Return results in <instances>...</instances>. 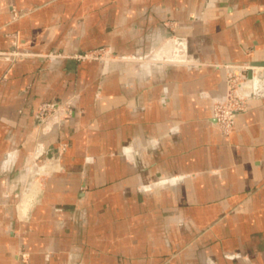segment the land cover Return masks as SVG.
<instances>
[{"label": "crops", "instance_id": "1", "mask_svg": "<svg viewBox=\"0 0 264 264\" xmlns=\"http://www.w3.org/2000/svg\"><path fill=\"white\" fill-rule=\"evenodd\" d=\"M226 63L258 70L228 140ZM0 264H264V0H0Z\"/></svg>", "mask_w": 264, "mask_h": 264}, {"label": "rangeland", "instance_id": "2", "mask_svg": "<svg viewBox=\"0 0 264 264\" xmlns=\"http://www.w3.org/2000/svg\"><path fill=\"white\" fill-rule=\"evenodd\" d=\"M23 11H26V9L19 10L20 13ZM170 24H172V22ZM158 54H159V50L154 53L155 56ZM72 57L75 58L76 60H87V61L89 60V61H95V62H98V61L105 62V61H110V60H125L124 57L114 52H111L109 48L104 45L97 46V47L85 50L83 52L73 54ZM239 66H241V64L226 63V64L221 65V67L224 70V90L221 95L213 98L211 101V116L213 119H214L213 115L215 113H222V111H225L230 108H237V107L243 106L245 110V107H246L245 100H246L247 95L243 96L239 93L240 83L242 81V79L240 78L242 67H239ZM42 102H57V103L67 102L61 105V107L64 109L63 110L64 113L60 112V114H55L56 108L53 110L46 111V113L43 115V118H44L43 121L39 120V122H43V124H46V125L49 124V122L51 121L60 122L66 118H69L73 112V101L71 98H67L64 100H52V101L47 100V101H42ZM42 102H40L39 104H41ZM37 107L35 110L36 115H37V110H38ZM68 110H71L69 114H67ZM242 111H239V112H242ZM239 112H237L235 116ZM235 116H234L232 123H229L232 126L230 131L227 130L226 120L217 122L214 119L215 124L221 136L226 140L229 139L230 134L234 128ZM65 147H66V144L64 143L61 144L59 148L56 150L57 154L62 153L65 150ZM18 253L21 259L24 262H26L29 257V253L23 247L19 248Z\"/></svg>", "mask_w": 264, "mask_h": 264}, {"label": "built area", "instance_id": "3", "mask_svg": "<svg viewBox=\"0 0 264 264\" xmlns=\"http://www.w3.org/2000/svg\"><path fill=\"white\" fill-rule=\"evenodd\" d=\"M11 13H12V17H16L20 14L18 9L12 8L11 9ZM239 67H242L241 69V73H240V78L242 79L241 83H240V88H239V93L243 96L249 94L250 92V84H251V80L250 77L247 76L246 74V70L249 68L247 66L241 65ZM252 69V68H251ZM258 73V72H257ZM67 102H63V103H57V102H42L41 104L38 105L37 107V117L39 118V120L43 121V115L46 113L47 110H53L56 108V113L55 114H60L64 113V109L61 107V105L65 104ZM244 110L243 106L237 107V108H230L227 109L225 111H222V113H215L214 119L217 122H221L226 120L227 123V130L230 131L231 129V125L229 123H232L234 116L237 112ZM71 112V110H68L69 114Z\"/></svg>", "mask_w": 264, "mask_h": 264}, {"label": "bare ground", "instance_id": "4", "mask_svg": "<svg viewBox=\"0 0 264 264\" xmlns=\"http://www.w3.org/2000/svg\"><path fill=\"white\" fill-rule=\"evenodd\" d=\"M38 192V185L37 184H35L34 186H33V188H32V193L33 194H36ZM37 195V194H36ZM31 199V198H30ZM29 203H30V201H29ZM27 207H28V203H27V201H24L23 203H22V205H21V209H22V211H23V214L25 213V211L27 210ZM25 215V214H24Z\"/></svg>", "mask_w": 264, "mask_h": 264}, {"label": "water", "instance_id": "5", "mask_svg": "<svg viewBox=\"0 0 264 264\" xmlns=\"http://www.w3.org/2000/svg\"><path fill=\"white\" fill-rule=\"evenodd\" d=\"M257 72H258V70H256V69H251V68H248V69L246 70V74H247V76L250 77V78H252V77H254L255 75H257Z\"/></svg>", "mask_w": 264, "mask_h": 264}]
</instances>
